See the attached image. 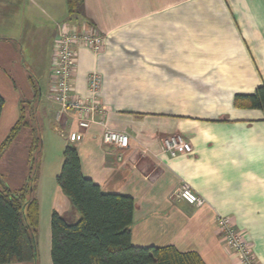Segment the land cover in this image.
Returning <instances> with one entry per match:
<instances>
[{
    "label": "crops",
    "instance_id": "obj_1",
    "mask_svg": "<svg viewBox=\"0 0 264 264\" xmlns=\"http://www.w3.org/2000/svg\"><path fill=\"white\" fill-rule=\"evenodd\" d=\"M64 22L104 37L99 52L75 47L71 99L89 100L87 79L100 78L101 112L83 114L87 129L77 110L61 112L51 99L52 46ZM263 84L264 0H83L72 20L66 0H0V146L21 102H30L43 138L36 189L52 157L50 211L78 219L56 183L71 146L84 178L133 200L134 247L172 246L203 264H240L217 229L223 218L264 264V112L234 105ZM105 130L126 133L129 147L103 144ZM174 134L191 153L161 151V139ZM19 136L29 139L28 130ZM183 184L202 207L176 197Z\"/></svg>",
    "mask_w": 264,
    "mask_h": 264
},
{
    "label": "trees",
    "instance_id": "obj_2",
    "mask_svg": "<svg viewBox=\"0 0 264 264\" xmlns=\"http://www.w3.org/2000/svg\"><path fill=\"white\" fill-rule=\"evenodd\" d=\"M83 0H66L69 18L75 19ZM38 96L34 91L33 99ZM4 101L0 96V112ZM33 104V103H32ZM237 108L264 112V84L249 95H236ZM40 125L34 105L21 102L20 116L0 146V154L28 130L25 162L28 177L19 189L0 180V264H37L36 234L39 205L36 190L42 150ZM56 183L61 194L77 211L78 219L68 223L57 212L50 215L51 264H203L194 252L175 247H134L131 245L133 200L128 196L102 193L81 174L75 148L63 150V162Z\"/></svg>",
    "mask_w": 264,
    "mask_h": 264
},
{
    "label": "built area",
    "instance_id": "obj_3",
    "mask_svg": "<svg viewBox=\"0 0 264 264\" xmlns=\"http://www.w3.org/2000/svg\"><path fill=\"white\" fill-rule=\"evenodd\" d=\"M82 45L94 52H99L104 46V37L97 30L87 25L76 26L67 22L57 25V35L52 46L51 57V99L60 107L61 112L70 109L79 113L78 126L87 129L91 121L83 114L101 112L98 103V90L100 78L97 73L88 77V90L90 98L86 102L72 100V75L75 66V47ZM102 142L105 145L122 150L129 147V136L124 132L105 130L102 133ZM161 151L170 158L191 153V145L182 136L174 134L161 139ZM176 197L185 204L200 208L204 200L195 194L187 184L181 185ZM217 229L222 237L227 250L234 254L240 264H257L251 253L250 247L241 234L236 232L227 219L217 220Z\"/></svg>",
    "mask_w": 264,
    "mask_h": 264
},
{
    "label": "rangeland",
    "instance_id": "obj_4",
    "mask_svg": "<svg viewBox=\"0 0 264 264\" xmlns=\"http://www.w3.org/2000/svg\"><path fill=\"white\" fill-rule=\"evenodd\" d=\"M40 135L42 138L41 129ZM27 144L28 139L24 138V136H19L9 148H7L2 154H0V180L11 189H19L25 184V180L28 177V167H25L23 173L19 172V168L22 167L21 169H23L26 163L25 155ZM45 160V166H42L45 182L43 183L42 188H37L32 194V196L37 199L39 205V226L35 238L37 264H51L50 207L53 200L51 192L53 190V186H55V182L53 179L51 180V175L53 172V164H51L52 157L47 155ZM40 161L41 162L39 169H41L43 161V152H41L40 154Z\"/></svg>",
    "mask_w": 264,
    "mask_h": 264
}]
</instances>
